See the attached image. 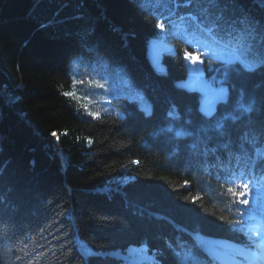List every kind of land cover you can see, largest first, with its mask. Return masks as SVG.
I'll return each mask as SVG.
<instances>
[{
    "label": "trees",
    "instance_id": "16d2710c",
    "mask_svg": "<svg viewBox=\"0 0 264 264\" xmlns=\"http://www.w3.org/2000/svg\"><path fill=\"white\" fill-rule=\"evenodd\" d=\"M186 53L227 90L211 114L179 83ZM124 75L149 112L115 96ZM79 97L116 110L82 116ZM260 177L264 0H0V264H129L116 253L136 245L220 264L204 242L261 243Z\"/></svg>",
    "mask_w": 264,
    "mask_h": 264
},
{
    "label": "rangeland",
    "instance_id": "374dc122",
    "mask_svg": "<svg viewBox=\"0 0 264 264\" xmlns=\"http://www.w3.org/2000/svg\"><path fill=\"white\" fill-rule=\"evenodd\" d=\"M171 24H176V22L173 23H169L166 25V29L169 27V25ZM200 44H204L207 45L211 48H217L219 50H222L223 53L226 54V50L224 49V47L222 45H220L217 41L208 38L207 36H203V38L200 40ZM162 45V41L159 38H153L150 43H149V49H148V54L150 56V58L157 62L158 61V54H159V50H160V46ZM167 48H173L171 47V45H169L168 43L166 44ZM186 64L188 66V77L184 80H181L179 83L190 88L193 89L194 88V81L197 77V81H200V73L198 72V68L195 69V66L193 65L192 61L190 59H185ZM159 63V61H158ZM198 67L201 69L199 62H197ZM162 68V66H161ZM206 85H211L214 86L216 84H206ZM202 90V89H201ZM203 93V100L206 99L207 95L210 93H215V89L214 87H210L207 91L202 90ZM117 95H124L127 96L131 99H136L139 104L141 105V107L144 108V110L146 112H149L151 110V103L149 100H147L145 98V95L143 94V92L137 88L131 85L128 77L126 75H124V77H122L119 81V85L116 88L115 91V96ZM227 97V90L226 89H220L218 87V92H216L212 98L209 100L205 110L208 114H211L215 108L217 103L222 100L225 99ZM108 98H101L100 102L95 104L94 106H87L89 105L88 103L86 104L83 100L82 97L78 98V106L80 107V114L82 116H87V117H98L101 114L107 113V112H112L115 111L116 109L112 108L115 105L114 103H108ZM118 102V101H117ZM91 113V115H90ZM143 255V254H142ZM143 258L142 262L146 261V257L143 255L141 256ZM139 259V257H138ZM140 261V260H139ZM234 263L240 264L242 263V261L239 260V258L237 256H234Z\"/></svg>",
    "mask_w": 264,
    "mask_h": 264
},
{
    "label": "bare ground",
    "instance_id": "6f19581e",
    "mask_svg": "<svg viewBox=\"0 0 264 264\" xmlns=\"http://www.w3.org/2000/svg\"><path fill=\"white\" fill-rule=\"evenodd\" d=\"M118 256L122 257L124 260L128 261L131 258L135 257L134 251L132 248H128L125 252L122 251H118L116 253ZM138 254V253H137ZM143 255L146 257L147 261H152L153 259L151 258V256L149 255V252L147 250V248L143 249ZM139 259L143 260V258L141 257V254H138ZM225 262L228 261V259L224 258L223 259ZM151 264V263H150ZM160 264V263H159Z\"/></svg>",
    "mask_w": 264,
    "mask_h": 264
},
{
    "label": "snow or ice",
    "instance_id": "6c2138e0",
    "mask_svg": "<svg viewBox=\"0 0 264 264\" xmlns=\"http://www.w3.org/2000/svg\"><path fill=\"white\" fill-rule=\"evenodd\" d=\"M212 2H215V0H212ZM159 27L163 28L164 26L163 25H158ZM185 59H190L192 61L193 64L199 62V63H202V61H200V58L197 54H192V53H186L185 54ZM65 95H70V93H65ZM91 115V113H90ZM53 136H56V133L53 132L52 133ZM229 191L231 192L232 189H229ZM243 203H247V201H243Z\"/></svg>",
    "mask_w": 264,
    "mask_h": 264
}]
</instances>
